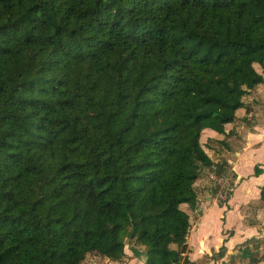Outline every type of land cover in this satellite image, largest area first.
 <instances>
[{"label":"trees","instance_id":"16d2710c","mask_svg":"<svg viewBox=\"0 0 264 264\" xmlns=\"http://www.w3.org/2000/svg\"><path fill=\"white\" fill-rule=\"evenodd\" d=\"M261 84L264 0H0V264L225 257L191 260L189 209ZM237 249L264 264V238Z\"/></svg>","mask_w":264,"mask_h":264},{"label":"crops","instance_id":"0c3cea01","mask_svg":"<svg viewBox=\"0 0 264 264\" xmlns=\"http://www.w3.org/2000/svg\"><path fill=\"white\" fill-rule=\"evenodd\" d=\"M257 65L259 69L255 67L256 70L263 73L260 65ZM255 98L260 104L254 106L249 114L244 108L236 112L238 119L247 116L252 123L245 125L238 122L226 128H234L240 137L232 151L223 152L231 165L230 177L234 190L231 197L226 203L215 199L208 170L202 172L196 183L199 206L194 214L190 211L192 229L188 238L189 257L193 261L212 257L225 245V257L217 260L208 258L205 263L220 264L237 254L236 246L239 247L249 238H264V206L260 205V188L264 185V84L257 87ZM203 131L201 142L208 155L213 156L219 146L215 142L223 139L224 135L211 129ZM257 166L261 168L259 175H256ZM219 218L222 223L218 228ZM142 250L136 246L131 250L126 249V258L120 263L108 258L90 262V255L83 264H144L146 257Z\"/></svg>","mask_w":264,"mask_h":264},{"label":"built area","instance_id":"2783aa9c","mask_svg":"<svg viewBox=\"0 0 264 264\" xmlns=\"http://www.w3.org/2000/svg\"><path fill=\"white\" fill-rule=\"evenodd\" d=\"M211 178L215 181V186L217 193L215 194V198L219 201H227L230 197L233 190V183L231 177L228 175L216 176L212 175Z\"/></svg>","mask_w":264,"mask_h":264},{"label":"rangeland","instance_id":"374dc122","mask_svg":"<svg viewBox=\"0 0 264 264\" xmlns=\"http://www.w3.org/2000/svg\"><path fill=\"white\" fill-rule=\"evenodd\" d=\"M255 67L257 68V69H259V66L257 65V64H255ZM211 188H214L213 187V183H212V187ZM215 197V196H214ZM216 199V198H215ZM218 201V200H217ZM223 202V201H222ZM225 203H226V201H225ZM224 203V204H225ZM192 212V214H194L195 213V211H193V210H190L189 209V212ZM221 218H219V222H218V228L220 227V225H221V223H222V220H220ZM133 246H135V245H133V243H130V242H128V245L126 246V249H130L131 250V248L133 247ZM238 247L236 246V250L238 251V249H237ZM261 256H262V259H263V261H264V250H263V252H262V254H261ZM98 258H101L102 260H103V257L102 256H99V255H97V254H92L90 257H89V261L90 262H94V261H97V260H99ZM100 259V260H101Z\"/></svg>","mask_w":264,"mask_h":264}]
</instances>
